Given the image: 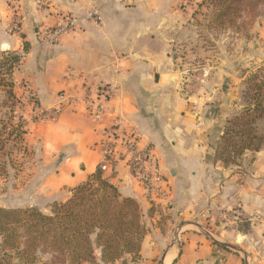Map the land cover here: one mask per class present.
<instances>
[{
	"label": "crops",
	"instance_id": "0c3cea01",
	"mask_svg": "<svg viewBox=\"0 0 264 264\" xmlns=\"http://www.w3.org/2000/svg\"><path fill=\"white\" fill-rule=\"evenodd\" d=\"M90 1L99 8V24L84 18L77 30L55 44L38 42L43 28L57 25L69 11L80 12ZM8 3L0 0V44L19 53L28 44L17 71L26 70L30 88L42 105H54L59 91L71 92L75 98L53 122L37 129L42 147L50 148H43L40 162L57 165L46 180H55L58 189L67 188L61 199L58 195L54 200H65L70 188L104 164L105 176L121 194L137 197L142 205L147 232L140 258L132 264L155 260L161 264H264V146L247 164L215 162L224 122L239 104L228 95L229 86L225 98L211 103L203 102L199 94L184 92L183 76L161 44L165 36L156 31L159 20L138 6L128 7L125 1H17L21 9L16 13L23 14L21 41L10 31ZM260 28L259 36H264V27ZM106 83L112 85L114 94L106 115L97 121L86 110L85 100L95 98L97 87ZM240 100L242 108L243 92ZM117 121L121 122L116 127L120 135L136 131L139 146L151 149L171 188L168 208L156 207L152 212L146 191L133 176L129 157L120 145L114 157L102 153L101 143ZM236 214L241 221H250L247 231L238 229ZM176 228L181 230V248L174 247L170 235Z\"/></svg>",
	"mask_w": 264,
	"mask_h": 264
},
{
	"label": "trees",
	"instance_id": "16d2710c",
	"mask_svg": "<svg viewBox=\"0 0 264 264\" xmlns=\"http://www.w3.org/2000/svg\"><path fill=\"white\" fill-rule=\"evenodd\" d=\"M208 27L246 32L264 15V0H204ZM206 25V26H207ZM28 44L25 43V51ZM23 55L0 52V180L7 183L10 172H22L30 150L29 132L23 115H17L21 101L16 93V71ZM243 97L245 105L226 120L216 144L215 162L238 164L245 153L255 154L264 146V66L247 73ZM6 185V184H5ZM7 188V186H6ZM245 223L238 226L245 230ZM147 228L142 205L135 196H123L105 176V167L96 170L70 188L65 200H54L49 212L38 207H0V264H83L99 253L103 263L115 262L140 252Z\"/></svg>",
	"mask_w": 264,
	"mask_h": 264
},
{
	"label": "rangeland",
	"instance_id": "374dc122",
	"mask_svg": "<svg viewBox=\"0 0 264 264\" xmlns=\"http://www.w3.org/2000/svg\"><path fill=\"white\" fill-rule=\"evenodd\" d=\"M17 1L22 0H9L8 3L11 6L9 10L12 16L10 31L11 33H17V37L21 41L20 37L24 36L21 31L23 14L16 13L21 9V6L15 3ZM40 1L43 2V0ZM122 1H125L126 5L131 8L138 6L139 10L145 14L154 15L159 20V28L156 31L159 30V35L167 38V40L164 38V43L161 44L166 46L170 57L175 62L177 72L183 76V82H185V86L183 85L184 92L199 94L203 102L211 103L216 102L218 98H225V87L228 85L231 91V94L228 95L233 101L239 102L237 106L231 108L229 117L232 118L235 113L241 110L242 101L240 98L245 90L247 73L264 66V36H259L260 26L264 27V15L258 17L246 32L238 34L228 30L210 29L207 25L208 18L205 16L208 10L202 6L204 0ZM37 4L45 8V4L39 2ZM94 4L90 1L89 5L83 7L80 12L69 11L66 15L83 16L96 6ZM260 29L263 30V28ZM155 35L156 32L148 39L151 40ZM38 42L44 46L56 43L44 42L42 36H40V39L38 38ZM149 43L151 44L152 41H149ZM5 50L9 49L3 48L0 44V52ZM20 53L23 55V60L27 55L24 45ZM15 77L17 81L15 91L21 101L16 112L17 115H23L26 122H28L29 132L26 141L30 152L27 158L24 159L22 172L16 174L12 170L7 183L0 180V207L26 208L30 207L32 203H38L40 206L35 207L44 212H49L54 198L59 195V199H61L60 194L67 188L60 187L58 189L54 186L55 180L52 181V178L46 180L49 172L54 171L57 165H52L55 161L51 164L40 162L43 148H50L42 147L41 139L37 136L41 133L37 129L41 125L53 122L60 112L52 114L53 119L44 118L42 110L51 111L54 105L41 104L35 91L30 88L31 83L25 69L24 72L17 71ZM59 92L55 95L56 100ZM0 98L2 99L1 96ZM3 113L4 110L2 109L0 116H3ZM225 124L226 122H224L223 129ZM260 129L264 132V122L260 124ZM251 155V153H248L239 163L245 162L247 164ZM48 189L51 190L52 195H47L50 194L47 191ZM145 194L148 196V202L153 206L152 212L157 209L156 207H158V210L168 208L167 199H159L147 193ZM239 223L246 224V231L249 229L250 221H239ZM180 234L181 230L171 229L170 235L174 247L181 248ZM99 256V253H97L96 260L83 264H132L137 262V260L133 261L132 257L128 255L115 262L103 263L100 261ZM48 260V256H42L38 264H44ZM153 264H161V260H155Z\"/></svg>",
	"mask_w": 264,
	"mask_h": 264
},
{
	"label": "built area",
	"instance_id": "2783aa9c",
	"mask_svg": "<svg viewBox=\"0 0 264 264\" xmlns=\"http://www.w3.org/2000/svg\"><path fill=\"white\" fill-rule=\"evenodd\" d=\"M84 18L93 20L96 24H99L101 22L99 8L93 7L83 16L64 15L57 25L43 28L41 31L43 41L51 43L59 41L64 34L77 30ZM113 94L111 84H100L97 87V96L85 100L86 110L94 120L99 121L106 115L107 104ZM74 102L75 98L71 92H59L53 109L51 111L42 110L44 118L53 119L52 114L61 112L66 107L72 106ZM120 125L121 122L117 121L109 131V138L101 143L102 153L107 158L114 157L117 154L118 145H120L124 149L125 155L129 157L127 163L133 176L137 178L146 193L155 198L168 199L171 192L170 185L162 173L158 161L153 156L151 149L139 146L140 134L136 131L120 135L116 130V127ZM117 136L119 140L116 138ZM102 165L105 167L104 164ZM235 216L237 222L243 219L239 214Z\"/></svg>",
	"mask_w": 264,
	"mask_h": 264
},
{
	"label": "bare ground",
	"instance_id": "6f19581e",
	"mask_svg": "<svg viewBox=\"0 0 264 264\" xmlns=\"http://www.w3.org/2000/svg\"><path fill=\"white\" fill-rule=\"evenodd\" d=\"M7 46L6 45H4V48H6ZM172 256H174V254L172 253L170 256H169V258H168V260H167V263H169L170 261H172L171 260V258H172ZM171 263V262H170Z\"/></svg>",
	"mask_w": 264,
	"mask_h": 264
},
{
	"label": "water",
	"instance_id": "95a60500",
	"mask_svg": "<svg viewBox=\"0 0 264 264\" xmlns=\"http://www.w3.org/2000/svg\"><path fill=\"white\" fill-rule=\"evenodd\" d=\"M223 246H228V247H231V246H229V245H223Z\"/></svg>",
	"mask_w": 264,
	"mask_h": 264
}]
</instances>
